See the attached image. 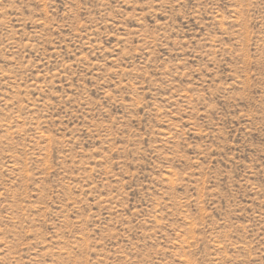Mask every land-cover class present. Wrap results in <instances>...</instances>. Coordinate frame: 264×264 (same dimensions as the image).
I'll use <instances>...</instances> for the list:
<instances>
[{"label":"rangeland","instance_id":"1","mask_svg":"<svg viewBox=\"0 0 264 264\" xmlns=\"http://www.w3.org/2000/svg\"><path fill=\"white\" fill-rule=\"evenodd\" d=\"M0 264H264V0H0Z\"/></svg>","mask_w":264,"mask_h":264}]
</instances>
